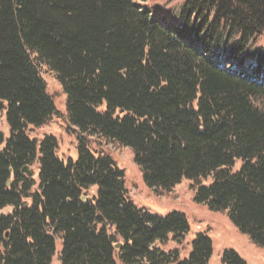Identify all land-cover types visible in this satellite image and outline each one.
I'll list each match as a JSON object with an SVG mask.
<instances>
[{
	"label": "trees",
	"instance_id": "obj_1",
	"mask_svg": "<svg viewBox=\"0 0 264 264\" xmlns=\"http://www.w3.org/2000/svg\"><path fill=\"white\" fill-rule=\"evenodd\" d=\"M43 66L76 159L28 134L57 114ZM0 100V264H52L58 239L60 264H211L205 233L185 259L163 249L189 237L187 216L138 207L94 137L130 149L151 190L192 182L196 204L264 249V0H186L174 17L137 0H0ZM35 164L38 184L23 172ZM221 262L247 264L234 250Z\"/></svg>",
	"mask_w": 264,
	"mask_h": 264
},
{
	"label": "rangeland",
	"instance_id": "obj_2",
	"mask_svg": "<svg viewBox=\"0 0 264 264\" xmlns=\"http://www.w3.org/2000/svg\"><path fill=\"white\" fill-rule=\"evenodd\" d=\"M138 3L149 9L154 15L176 16L186 0H137ZM41 75L47 84L49 95L54 99L57 114L44 127L30 128L28 134L31 139L41 142L45 136H54L59 143L58 156L67 160L77 158L78 137L75 130L68 123L66 96L55 74L46 67H41ZM6 108V106L4 107ZM0 130L6 132L8 140L10 128L6 120V110L0 111ZM89 146L92 150L110 156L120 169L125 172L126 187L133 202L140 208H145L154 214L166 216L173 211L184 213L191 225V233L181 246L169 242L163 249L165 251L178 249L181 259L187 258L191 242L198 233L207 234L213 241L214 255L211 264H222L221 258L226 250L237 252L247 264H264V249L254 245L251 239L239 232L230 222L226 213H213L207 207L198 205L194 201L195 192L192 182L184 180L171 192L151 190L142 180V173L134 163V154L128 149L115 142H108L99 138H89ZM1 149V148H0ZM240 164L235 166L234 171L239 170ZM39 165L35 164L30 172L38 184ZM211 179L208 181V183ZM37 186L33 189L35 191ZM96 190L91 191L94 195ZM6 210L2 213H9ZM61 242L57 240V253L52 264H60Z\"/></svg>",
	"mask_w": 264,
	"mask_h": 264
},
{
	"label": "water",
	"instance_id": "obj_3",
	"mask_svg": "<svg viewBox=\"0 0 264 264\" xmlns=\"http://www.w3.org/2000/svg\"><path fill=\"white\" fill-rule=\"evenodd\" d=\"M3 105H4V102L0 100V107L3 106ZM25 126L28 127L27 124H25ZM6 140H7V138H6V133H5L4 131H1V130H0V148L3 147V146L5 145ZM23 172H24L25 174H27V175H31V172H30V169H29V168H25ZM6 210H10V212H11V209H6ZM6 210H4V211H6ZM4 211H3V212H4ZM10 212H9V213H10ZM3 214H8V213H3ZM120 247H121V244H118V245L115 246V249H116V250H119Z\"/></svg>",
	"mask_w": 264,
	"mask_h": 264
}]
</instances>
